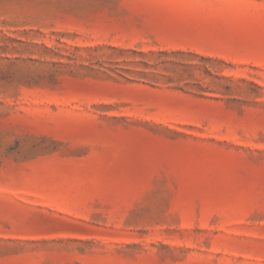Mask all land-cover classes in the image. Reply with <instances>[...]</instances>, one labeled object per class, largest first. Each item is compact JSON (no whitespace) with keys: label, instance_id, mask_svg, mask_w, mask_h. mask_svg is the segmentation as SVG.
Instances as JSON below:
<instances>
[{"label":"rangeland","instance_id":"1","mask_svg":"<svg viewBox=\"0 0 264 264\" xmlns=\"http://www.w3.org/2000/svg\"><path fill=\"white\" fill-rule=\"evenodd\" d=\"M0 264H264V0H0Z\"/></svg>","mask_w":264,"mask_h":264}]
</instances>
